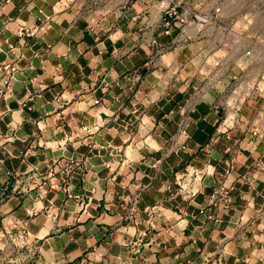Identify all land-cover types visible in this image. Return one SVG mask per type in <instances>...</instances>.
I'll return each mask as SVG.
<instances>
[{"label": "crops", "instance_id": "1", "mask_svg": "<svg viewBox=\"0 0 264 264\" xmlns=\"http://www.w3.org/2000/svg\"><path fill=\"white\" fill-rule=\"evenodd\" d=\"M180 21L0 0V219L55 263L264 264V106Z\"/></svg>", "mask_w": 264, "mask_h": 264}, {"label": "rangeland", "instance_id": "2", "mask_svg": "<svg viewBox=\"0 0 264 264\" xmlns=\"http://www.w3.org/2000/svg\"><path fill=\"white\" fill-rule=\"evenodd\" d=\"M133 0H86L87 11L123 9ZM156 7L160 0H142ZM170 15L182 18L211 55L213 71L227 74L233 86L256 95L264 106V0H166ZM163 21V20H162ZM197 28V29H196ZM195 29V30H194ZM190 34V33H189ZM193 39V40H192ZM0 264H58L43 253L36 242L16 227H3L0 219Z\"/></svg>", "mask_w": 264, "mask_h": 264}, {"label": "built area", "instance_id": "3", "mask_svg": "<svg viewBox=\"0 0 264 264\" xmlns=\"http://www.w3.org/2000/svg\"><path fill=\"white\" fill-rule=\"evenodd\" d=\"M158 8L162 11L163 16L165 15H170V8H169V4L168 2H166V0H160L159 1V5ZM180 20H182V18H180ZM21 28V27H20ZM233 91H240L239 87L233 86L231 88ZM215 192L219 193L221 196H225L226 195V188H223L222 186H219L216 190H214Z\"/></svg>", "mask_w": 264, "mask_h": 264}]
</instances>
